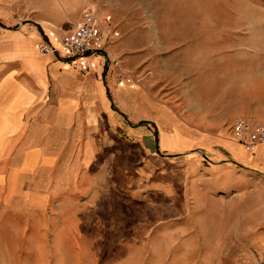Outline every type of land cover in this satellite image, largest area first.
I'll use <instances>...</instances> for the list:
<instances>
[{
  "label": "rangeland",
  "instance_id": "obj_1",
  "mask_svg": "<svg viewBox=\"0 0 264 264\" xmlns=\"http://www.w3.org/2000/svg\"><path fill=\"white\" fill-rule=\"evenodd\" d=\"M88 6L117 26L106 64L125 126L87 132L93 161L46 210L0 195V264H264V172L223 189L201 154L159 148L172 126L248 109L230 93L264 95V0H46L44 14L64 30Z\"/></svg>",
  "mask_w": 264,
  "mask_h": 264
},
{
  "label": "crops",
  "instance_id": "obj_2",
  "mask_svg": "<svg viewBox=\"0 0 264 264\" xmlns=\"http://www.w3.org/2000/svg\"><path fill=\"white\" fill-rule=\"evenodd\" d=\"M49 2L62 6V0ZM44 11L46 0H0V195L7 192L14 200L21 196L24 202H36L41 210L59 199L77 171L93 161L97 153L93 141L79 147L81 139L92 138L87 132L103 117L118 127L125 126V121L117 117L126 119L111 98L116 84L106 64L110 53L108 59L104 53L89 56L88 74L82 75L63 52H39L43 42L60 48L61 37L71 33L82 16L63 30L61 22L51 20ZM250 90L227 95L248 102L247 110H231L220 123L199 120L191 128L198 133L184 132L175 125L161 133L160 140L154 126L159 148L169 154H201L207 174L223 189L237 190L238 178L252 184L254 174L264 172V147L250 151L230 135L239 117L264 122V95L250 94ZM128 125L136 132L149 123Z\"/></svg>",
  "mask_w": 264,
  "mask_h": 264
},
{
  "label": "built area",
  "instance_id": "obj_3",
  "mask_svg": "<svg viewBox=\"0 0 264 264\" xmlns=\"http://www.w3.org/2000/svg\"><path fill=\"white\" fill-rule=\"evenodd\" d=\"M117 40V26L113 19L101 17L97 10L87 8L74 30L61 37L60 48L43 42L39 45V52L53 55L63 52L65 60L85 74L89 71L87 58L104 53L108 59L109 51ZM230 135L233 141L254 151L260 146L264 147V122L239 117L234 121Z\"/></svg>",
  "mask_w": 264,
  "mask_h": 264
}]
</instances>
